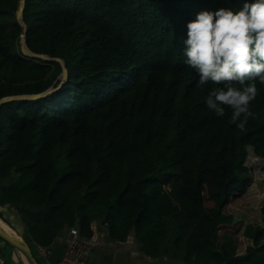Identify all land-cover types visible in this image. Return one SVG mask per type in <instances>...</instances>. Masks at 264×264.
Here are the masks:
<instances>
[{
	"label": "trees",
	"instance_id": "16d2710c",
	"mask_svg": "<svg viewBox=\"0 0 264 264\" xmlns=\"http://www.w3.org/2000/svg\"><path fill=\"white\" fill-rule=\"evenodd\" d=\"M244 2L26 0L27 48L63 60L67 79L0 104V219L15 208L29 246L49 249L66 228L90 238L96 222L109 242L132 236L153 260L264 264V203L240 234L251 241L242 254L229 231L250 155L264 173V84L240 130L230 108L219 117L206 107L216 85L197 87L183 55L197 13ZM19 4L0 0V100L61 82L59 62L22 52ZM202 166L212 207L191 193Z\"/></svg>",
	"mask_w": 264,
	"mask_h": 264
},
{
	"label": "clouds",
	"instance_id": "9594fccd",
	"mask_svg": "<svg viewBox=\"0 0 264 264\" xmlns=\"http://www.w3.org/2000/svg\"><path fill=\"white\" fill-rule=\"evenodd\" d=\"M185 64L198 75L197 87L216 85L205 97L219 117L231 109L230 124L244 130L256 114L250 105L264 84V0H245L239 10H204L187 24Z\"/></svg>",
	"mask_w": 264,
	"mask_h": 264
},
{
	"label": "crops",
	"instance_id": "0c3cea01",
	"mask_svg": "<svg viewBox=\"0 0 264 264\" xmlns=\"http://www.w3.org/2000/svg\"><path fill=\"white\" fill-rule=\"evenodd\" d=\"M213 205L214 203L212 204V206ZM2 212L4 214L5 220L10 225H8L7 223H5L3 220L0 219V227L5 230L3 225H6L10 227L12 231L11 233H9L5 230L7 233L19 239L20 237L23 238L22 234L24 233V227L21 224L16 209L15 208L3 209ZM69 230L70 228H66L63 231L62 235L57 239L55 245L49 248L51 252L56 245L64 244V241L67 239L69 235ZM101 230L102 228L98 225V223L94 222L92 224L93 234H96V232H99ZM13 231L16 233V235ZM233 235L236 237L235 234ZM100 239L104 240V244L100 243ZM237 242L239 245L240 254H242L246 250V248L251 244L250 240L241 237L239 233H238ZM31 246H34L37 249V255L39 257H40V252L42 250H47V248H41L33 243H30V247ZM98 246L99 248L97 249L95 248L92 251L91 255L85 261L84 264H182V263H171L167 259L153 260L145 256L140 251V246L135 242L132 236L129 237L128 241L125 243H111L107 240L105 233L104 238H99V243L97 247ZM0 253L6 258L7 264H29L25 259V257L20 252H18L15 248H13L12 246H10L1 239H0ZM44 263L46 262L44 261Z\"/></svg>",
	"mask_w": 264,
	"mask_h": 264
},
{
	"label": "rangeland",
	"instance_id": "374dc122",
	"mask_svg": "<svg viewBox=\"0 0 264 264\" xmlns=\"http://www.w3.org/2000/svg\"><path fill=\"white\" fill-rule=\"evenodd\" d=\"M24 50L26 53H29L25 48ZM58 80L61 81L62 76H59ZM248 165L251 170V185L244 193V187L242 185H237L233 191L231 201L230 211L236 216L237 224L235 228L230 230V232L236 236L238 233L241 234L245 225L249 223L260 222V209L264 203V186L262 185V182L264 181V173H262L263 161L260 158H255L254 156L250 155L248 159ZM206 176V168L203 166L200 167L198 172L193 175L196 180L194 184L195 186H193L191 193L202 194L205 205L210 207L214 203V199L207 190ZM100 243L104 244V240L100 239ZM97 248H99V246L96 247V249ZM31 249L33 254L39 260L40 264H46L44 263V260L37 255V249L34 246H31Z\"/></svg>",
	"mask_w": 264,
	"mask_h": 264
},
{
	"label": "water",
	"instance_id": "95a60500",
	"mask_svg": "<svg viewBox=\"0 0 264 264\" xmlns=\"http://www.w3.org/2000/svg\"><path fill=\"white\" fill-rule=\"evenodd\" d=\"M25 3L26 0H20V4H19V8L18 11L16 13V18L19 22V24L22 26L23 28V34L21 36V49L22 52L26 55H30L33 57H38L44 60H52V61H56L59 62L61 67H62V80L59 84V86L56 89L50 88L49 90H47L46 92L42 93V94H38V95H31V96H12V97H7V98H3L0 100V104L7 102V101H12V100H16V99H39L41 97H45L49 94H51L52 92L58 90L66 81L67 79V69L65 67V64L63 62V60L59 59V58H50L46 55H39V54H33L32 52L29 51V49L26 46V39H25V32H26V25L24 24L23 20H22V16H23V10L25 8ZM26 47V49L28 50L29 53H26L24 50V46ZM102 230L105 233H108V229L104 226V223H102ZM0 239L3 240L4 242H6L7 244H9L10 246H12L13 248H15L18 252H20L25 259L27 260V262L29 264H40L39 260L37 259V257L33 254V251L31 249V247L25 242V240L23 238L20 237L16 238L10 234H8L7 232H5L1 227H0ZM65 253V244H58L56 245L52 252L50 254H48L47 256L43 257V260L47 263V264H59L61 258L63 257Z\"/></svg>",
	"mask_w": 264,
	"mask_h": 264
},
{
	"label": "built area",
	"instance_id": "2783aa9c",
	"mask_svg": "<svg viewBox=\"0 0 264 264\" xmlns=\"http://www.w3.org/2000/svg\"><path fill=\"white\" fill-rule=\"evenodd\" d=\"M105 233L101 230L93 234L92 237L86 238L81 236L77 228H71L69 235L64 241L65 253L59 264H84L89 258L92 251L97 247L99 238H104ZM49 249L42 250L40 257L43 258L50 254ZM0 264H7L6 258L0 253Z\"/></svg>",
	"mask_w": 264,
	"mask_h": 264
},
{
	"label": "bare ground",
	"instance_id": "6f19581e",
	"mask_svg": "<svg viewBox=\"0 0 264 264\" xmlns=\"http://www.w3.org/2000/svg\"><path fill=\"white\" fill-rule=\"evenodd\" d=\"M23 46H24V45H23ZM23 48H25V49H26V47H25V46H24ZM26 50H27V49H26ZM27 51H28V50H27ZM3 227L5 228V230H6L7 232H9V233H11V232H12V231H11V229H10V227H8V226H6V225H3ZM2 229H3V228H2ZM3 230H4V229H3ZM5 230H4V231H5ZM6 231H5V232H6ZM13 232H14V231H13ZM9 233H8V234H9ZM14 233H15V232H14ZM15 235H16V233H15Z\"/></svg>",
	"mask_w": 264,
	"mask_h": 264
}]
</instances>
